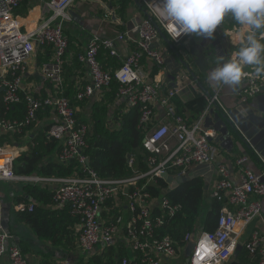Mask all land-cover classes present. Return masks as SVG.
<instances>
[{
	"label": "built area",
	"instance_id": "2783aa9c",
	"mask_svg": "<svg viewBox=\"0 0 264 264\" xmlns=\"http://www.w3.org/2000/svg\"><path fill=\"white\" fill-rule=\"evenodd\" d=\"M76 1L0 0V87L3 88V101L7 109L21 101H25L26 106L22 122L0 120V127L21 130L24 124H31L37 119L42 107H51L57 120L51 125L49 134L64 144L59 157L62 160L77 158L84 165L86 174L62 178L16 174L13 163L17 156L11 145L4 144L0 145V181L57 184L54 202L60 207L68 206L71 213L80 218L78 245L85 255L95 252L101 245L124 242L130 249L139 251L141 256L128 254L120 264H164V260L177 256V248L170 235L158 232L163 224V214L154 216L153 208L156 205L172 215L181 205L171 203L166 197L153 198L145 189L146 184L139 185L138 180L146 176L164 177V174L170 175L169 170L177 171V176H173L176 179L187 174L193 165H215L217 180L213 197L224 201V205L214 231L200 227L194 234L186 235L187 240L194 241L189 264H225L235 254L239 243L250 254L259 255V264H264V233L254 230L245 241H240L247 226L262 213L264 156L259 155L263 166L260 172L247 166V154L235 160L236 181L231 177L230 166L224 162H214L217 154L213 144L216 131L206 128L204 119L213 105L224 108L219 98L221 87L208 96V105L194 123L188 124L177 114L173 98L179 94L182 86L178 84L165 91L163 80H150L142 64L146 56L161 68L162 76L167 74L166 54L157 45L160 35L151 18L141 20L131 30L116 37L99 34L90 37L79 60L88 66L91 81L77 92L79 100L93 98L110 85L112 76L99 60L102 48L109 50L111 55H119V42L127 40L137 45L136 49L126 52L125 62L115 75L121 83L118 93L120 100H125L131 106H140V126L147 132L143 144L150 152L148 169L134 176L105 179L88 167L89 159L82 153L87 145V124L77 120L75 106L70 97L63 94L64 62L69 48L64 26L73 19L69 9ZM142 1L165 29V21L160 18L163 15L161 0ZM34 7L38 9L37 14L23 21L20 10ZM187 35L182 34L175 40L169 37L179 44ZM45 45L52 46L53 56L42 63L40 72L52 84L54 92L38 96L23 89V80L27 61L37 46ZM247 70L251 73V69ZM177 77L183 78L184 72H179ZM263 90L264 78L257 79L250 75L239 93L241 102H248ZM157 105L164 111L163 118L160 117L158 122ZM170 137L177 139L175 146L170 145ZM133 163L134 159L130 156L129 164ZM122 197L125 201H121ZM109 200L113 201L114 207L109 205ZM121 203L125 209L117 213L115 208ZM15 208L25 212L33 209V203H19ZM0 258H6L9 264H31L1 218Z\"/></svg>",
	"mask_w": 264,
	"mask_h": 264
},
{
	"label": "trees",
	"instance_id": "16d2710c",
	"mask_svg": "<svg viewBox=\"0 0 264 264\" xmlns=\"http://www.w3.org/2000/svg\"><path fill=\"white\" fill-rule=\"evenodd\" d=\"M130 4L141 11L143 17L147 18L150 15L147 7L143 4L144 8L138 0H118L119 10L114 13L123 19L120 27L124 31L128 30V23L131 20V17L128 16L130 14L127 12ZM27 13L23 16V12L20 14L23 21H27L29 18L30 13L28 15ZM153 20L157 21L154 18ZM160 27L166 38L170 39L165 29L161 25ZM160 41L169 46L173 44L171 39L168 43L166 39L160 37ZM129 45L133 50L137 48L135 43ZM170 52L179 60L183 58L173 46L170 48ZM79 55L76 54L74 58L77 64L83 63L79 60ZM125 59L121 54L111 55L109 50L102 48L99 52V60L103 68L111 74V83L109 86L104 87L99 95L82 100L77 98V92L85 84L80 86L76 84V80L70 75V71H68L70 69L66 67L64 62L63 78L65 88L63 94L69 96L72 105L75 106L77 120L87 124L88 127L86 133L87 145L82 149V153L89 159L88 167L96 172L99 177L105 179L134 176L148 169L147 159L150 152L143 144L147 132L140 126V106H131L125 100H120L118 96L121 83L115 74L124 64ZM146 59V56H144L142 64L151 78L160 70V67ZM147 64H151V66L149 65L150 68ZM178 72L179 70L173 72V74L176 76ZM200 83L204 89L206 87L205 82L201 81ZM169 88H171V84L167 83L165 91ZM205 91H203L204 94L196 96L191 102L187 103L188 109L185 108V104L182 106L179 103L178 95L173 98L177 114L181 115L188 124L197 121L208 105V101L204 96L208 94ZM214 108L220 110L222 121L227 124L234 135H237L238 132L235 127L224 115V110L218 105ZM52 113L54 111L51 107L44 106L39 110L37 119L31 124H24L21 130L17 128L4 130L0 127V145H18L20 148L19 154L13 163L16 174H36L42 177L54 178L69 177L75 174L84 176L86 174L84 165L77 158L62 160L59 157L64 144L61 140L49 134V129L53 123L46 124L37 131L34 129L40 118L44 115H52ZM25 114V101L14 104L9 109L6 108L3 101V91L0 87V120H18L22 122ZM159 119L160 117L157 118L156 122ZM32 130H34V133H30ZM25 144L26 147L23 148ZM249 155L254 156L252 152ZM130 156L134 159L133 165L129 164ZM169 174L176 177L177 171L169 170ZM10 183L21 185V189L12 195L14 207L19 203H26L27 205L33 203L32 210L21 212L15 208V213L16 217L27 224L39 239L50 242L55 248H60L65 253L80 249L78 247L81 231L80 218L73 215L68 206L60 207L55 204L54 195L57 184L45 185L43 183L21 181H11ZM137 183L139 185L146 184L145 189L150 192L153 198L166 197L171 203L181 205V208L172 215L163 212L155 205L153 215L163 214V224L158 232L161 235H170L177 248V256L164 260V264H179L180 261L187 264L186 259L192 253L190 244L194 241L187 240L186 235L188 233L194 234L201 226L206 231H214L218 225V218L224 201L213 197L210 209L202 215L207 182L200 176L177 184L168 183L165 177L154 176L150 178L146 176L140 178ZM121 201H125V198L122 197ZM108 203L111 207H114L112 200H109ZM124 209L122 203L115 208L117 213H119V210ZM19 245L25 255L31 251L29 244L21 242ZM129 252L134 256H141L139 251L130 249L124 242L118 244L107 243L98 247L95 252L89 255L84 254L83 257L77 260L74 259V256L73 258L70 256L73 261L68 259L66 260L67 263L54 254L41 252L38 264H120L121 259L130 254ZM229 260L225 264H259V256L250 254L244 246L241 250H237L234 257Z\"/></svg>",
	"mask_w": 264,
	"mask_h": 264
},
{
	"label": "crops",
	"instance_id": "0c3cea01",
	"mask_svg": "<svg viewBox=\"0 0 264 264\" xmlns=\"http://www.w3.org/2000/svg\"><path fill=\"white\" fill-rule=\"evenodd\" d=\"M105 2L106 0H77L69 9L73 19L71 22H67L64 26L69 36V48L65 56V65L68 67V69H70L68 70L70 71V75L73 76V79L76 80V84L79 86L89 83L91 81V74L86 64L76 63L77 61L74 60L75 55L81 54L85 51L88 39L94 34L113 37L112 35L116 33L113 25L118 24L120 21L112 17V21L114 23L112 25L110 21L106 20V18H108V15L105 14L106 12L104 15L102 14V11L106 10L104 4ZM24 10L25 12L29 13H31L33 10L35 14H37L38 11L37 7ZM21 13L22 11L19 12V14ZM35 14L31 13L28 19L32 18ZM133 18L139 22L143 18V15L142 13H139L138 15L131 16V19ZM239 32V27L230 16L226 17L224 21H222V24L218 26L214 36L222 35L227 37V44L229 46L227 51L223 48L220 49L221 52L224 50V56H230L232 52L238 49L240 42ZM134 36L136 37V35ZM203 39V37H197L194 34H189L185 36L179 44L173 43L171 46H169L163 41H159L157 44L162 50L165 51L166 60L167 58H170L171 62L169 61V65H171L173 68L177 63L179 64V59H177V57H175L173 53L170 52V48H172V46L176 48L179 54L182 55L183 58L186 59L190 64L191 69L197 76L198 82L200 83L202 81L206 84V87L203 89L201 87V83L198 86L191 73L185 69V71L181 69L184 72V77H177L176 79L178 84L182 86V90L179 92V94H177V97L179 98V103H181L182 106L185 104L186 109L189 108L187 103L191 102L196 96L204 94L203 91H207L205 92L208 95L204 96L208 101L207 97L212 95L216 90H218L219 87L217 86L213 88L207 81V74L211 68L215 66V58L217 56L206 59L205 56L201 54L203 51L201 46ZM127 44L129 43L119 42L118 44L120 54L125 57L127 54L126 52L130 51V48ZM52 56V46H37L36 50L27 61V72L23 80L24 90L30 91L38 96H46L54 92L52 84L46 78H44L40 72L42 63L50 60ZM149 65L151 66V64ZM150 66L148 68H150ZM165 66L167 69L166 75L162 76L160 74L162 71L160 68V70L155 73L153 77H151L152 80L155 78H161L163 80L164 90L165 85L167 83L171 84L172 81L168 76V74H170V70L168 69L167 64H165ZM199 79H201V81H199ZM243 86L244 83L236 90L222 87L219 95L220 101L224 107L223 110L232 120L235 130L238 132V136L234 135L227 124L222 121L220 110L218 111V108H214L216 105H213L210 108L209 113L204 119V126L206 128H212L216 131V137L213 140V144L217 149V154L214 162H224L230 166L231 177L235 181L237 179L235 160L241 157L242 154L249 155L250 152L254 154V156L249 155V161L247 163V166L253 171L260 172L263 168L259 155L264 156V90L254 97H251L248 102L243 103L239 97V93L241 92ZM156 112L158 117L163 118L164 111L160 105H157ZM56 120L55 113H52V115H44L38 120L37 125L42 128L44 125L50 123L52 124ZM35 127L34 129H40V127ZM30 133H34V130H32ZM168 141L171 146H175L177 143V139L175 137H170ZM11 147L16 156H18L20 151L19 146L11 145ZM25 147L26 144L23 146V148ZM207 166H210V164L195 165L194 167H191L189 171H200V173L208 172L209 170H206ZM198 176L202 177L207 182V190L210 192L209 197L213 199V190L217 180L216 170H214L213 174L208 178H206V174H199ZM6 182L10 181L0 182V218L3 220V223L7 226L13 236V239L17 243L24 242L30 245L31 251L26 255L31 260V264L39 263L41 252H48L55 255L59 254V250L55 249V247L51 245L50 242L39 239L27 224L21 222L16 217L15 207L12 204V195L18 190H10L7 192L8 185L11 183L6 184ZM254 230L264 233V198H262L261 215L251 221L240 237V241H245L248 237H250ZM129 253L131 254V252ZM234 255L231 258H233ZM0 264H9V262L6 258H0Z\"/></svg>",
	"mask_w": 264,
	"mask_h": 264
},
{
	"label": "clouds",
	"instance_id": "9594fccd",
	"mask_svg": "<svg viewBox=\"0 0 264 264\" xmlns=\"http://www.w3.org/2000/svg\"><path fill=\"white\" fill-rule=\"evenodd\" d=\"M161 10L173 40L182 34L211 39L226 17L236 22L239 47L215 58L207 74L211 87L236 90L250 75L264 78V0H161Z\"/></svg>",
	"mask_w": 264,
	"mask_h": 264
},
{
	"label": "rangeland",
	"instance_id": "374dc122",
	"mask_svg": "<svg viewBox=\"0 0 264 264\" xmlns=\"http://www.w3.org/2000/svg\"><path fill=\"white\" fill-rule=\"evenodd\" d=\"M139 2H141V4L143 5H145L146 6V4L142 1V0H138ZM105 4V8H106V10H103L102 11V14L104 15V13L105 14H107L108 15V18H106V20L107 21H110L111 23H112V25L114 24L113 23V18L112 17H114L115 19H117V20H120L119 21V23L118 24H116V25H113L114 26V29L116 30V33H114L112 36L113 37H116V36H118L119 34H122V33H125L126 31H124V30H122L121 29V27H120V24H121V20H123L120 16H118L117 14H115L114 12H117L118 10H119V5H118V0H106V2L104 3ZM144 5H143V7H144ZM25 7H27V6H25ZM147 7V6H146ZM28 8V7H27ZM145 8V7H144ZM148 9V8H147ZM20 11H22L23 12V14H22V16L24 15V14H26L27 12H25V10L22 8ZM110 12V13H109ZM127 12H128V14H130V15H128L129 17H131V16H135V15H138L139 13L141 14V11H139L138 9H136L135 8V6L133 5V4H130L129 5V7H128V10H127ZM148 12L150 13V11H149V9H148ZM32 14H35L34 12H33V10H32V12H31ZM31 13H30V15H31ZM29 13H27V15H28ZM110 15H112V16H110ZM117 15V16H116ZM107 17V16H106ZM147 18H151L152 20H153V18L155 19V20H157L155 17H153L152 15H151V13H150V15L147 17ZM134 19L135 18H133V19H131V20H129V23L130 24H133V27L138 23V21H137V23L135 24V22H134ZM143 19H146L145 17H143L141 20H143ZM140 20V21H141ZM139 21V22H140ZM69 22H71V21H69ZM153 22H154V24L157 22V24L159 25V22L158 21H154L153 20ZM128 23V24H129ZM66 24V23H65ZM156 26V25H155ZM160 26V25H159ZM132 27V28H133ZM128 28V27H127ZM131 28V29H132ZM157 28V27H156ZM130 29V30H131ZM127 31H129V29L127 30ZM167 33V32H166ZM65 34H66V36H67V38H69V36H68V33H67V31H66V28H65ZM95 35V34H94ZM160 35V34H159ZM189 35V34H188ZM219 35H221V34H219ZM93 36V35H92ZM91 36V37H92ZM169 36V35H168ZM222 36V35H221ZM161 37V36H160ZM216 38H218L217 36H215ZM222 37H225V36H222ZM170 38V37H169ZM226 39H227V37H225ZM171 39V38H170ZM170 39H168V40H170ZM172 40V39H171ZM68 41H69V39H68ZM173 41V40H172ZM122 43H134V42H130V41H127V40H124V41H121ZM173 43H175L174 41H173ZM119 44V43H118ZM129 44H127L128 46H129V48H130V51L131 50H133L131 47H130V45ZM138 44V43H137ZM176 44V43H175ZM219 45V44H218ZM220 46H221V48H222V46H223V43H221L220 44ZM137 47V46H136ZM221 48H219L217 51L216 50H214V47H212V49H211V51H212V57H216V56H219V55H223V53L221 52ZM203 51H204V48H203ZM203 51H202V53L201 54H203ZM194 52V51H193ZM228 56V55H227ZM212 57H206L205 56V58L206 59H210V58H212ZM184 59V58H183ZM147 61H149L148 59H146ZM186 60V59H185ZM187 61V60H186ZM151 62V61H150ZM188 62V61H187ZM152 63V62H151ZM165 64H166V61H165ZM145 67V66H144ZM166 67V66H165ZM146 69V68H145ZM181 69H185L186 70V68L184 67H180L179 69H177V70H179V72H183V70H181ZM167 70V69H166ZM177 70H176V72H177ZM184 70V71H185ZM147 71V70H146ZM193 71V70H192ZM148 72V71H147ZM178 72V73H179ZM189 72V71H188ZM165 73H167V71H165ZM177 73V74H178ZM190 73V72H189ZM151 79V78H150ZM154 80V79H153ZM88 84V83H87ZM86 85V84H85ZM84 85V86H85ZM83 86V87H84ZM199 86V85H198ZM218 88H220V86L218 87ZM221 89H222V87H221ZM79 90H81V89H79ZM78 90V91H79ZM37 127H40L39 125H37L35 128H37ZM40 129H41V127H40ZM36 131L38 130V129H35ZM29 133V132H28ZM1 182V181H0ZM10 182H6V184H9ZM57 188V187H56ZM55 188V189H56ZM21 189V185H19V184H16V183H11L10 185H8V188H7V192H9L10 190H20ZM209 194H210V192H209V190H206V192H205V197H204V200H203V205H202V215H204V214H206V212L210 209V206H211V203H212V199L209 197ZM211 199V200H210ZM7 227V226H6ZM55 249H59V254H57L56 256L58 257V258H60L61 260H63L65 263H67V261L66 260H71V261H73V256H74V259H79L80 257H83V253H82V251L79 249V250H74V251H71L70 253H65L64 251H62V249H60V248H55ZM85 254V253H84ZM91 254V253H90ZM55 255V254H54ZM70 256H72V258L70 257ZM30 260V259H29ZM31 261V260H30ZM230 261V260H229ZM228 261V262H229ZM179 264H185V262L183 263L182 261H180L179 262Z\"/></svg>",
	"mask_w": 264,
	"mask_h": 264
},
{
	"label": "water",
	"instance_id": "95a60500",
	"mask_svg": "<svg viewBox=\"0 0 264 264\" xmlns=\"http://www.w3.org/2000/svg\"><path fill=\"white\" fill-rule=\"evenodd\" d=\"M134 22H135V24L137 23V20L136 19H134ZM155 25H156V27H157V30H158V32H159V34H160V36H161V38L162 39H166L167 41H169L167 38H166V35H165V33H164V31L162 30V28L157 24V23H155ZM133 27V24H128V29L130 30L131 28ZM218 38H216L215 36L213 37V38H211V39H203L202 40V42H201V46H202V48H204V51H203V55L204 56H206V57H212L213 55H212V51H211V49H212V47H214V50H218L219 48H221V46L220 45H218L219 44V41L220 40H222V42H223V46H222V48L224 49V50H228V48H229V46H228V44H227V39L225 38V37H222V36H217ZM224 50H223V52H224ZM225 51V52H226ZM222 52V53H223ZM171 62V60H170V58H167V60H166V64H167V66H168V69L170 70V74H168V76H169V78L172 80L171 81V87H177L178 86V83H177V75L175 76L174 74H173V72H175L177 69H179L180 67H185L186 68V70L187 71H189L190 73H191V75L193 76V78H194V80L198 83V84H200L199 82H198V79H197V76L195 75V73L192 71V69H191V66H190V64L185 60V59H180L178 62H179V64L177 63L176 64V66L173 68L171 65H169V63ZM245 82V81H244ZM243 82V83H244ZM1 90L3 91V88H1ZM225 116H227L228 117V120L231 122V124L234 126V124L232 123V120L229 118V116L225 113L224 114ZM235 127V126H234ZM87 163H89V161H87ZM206 170H209L208 172H202V173H200V171H194V170H192V171H189L187 174H184V175H182V176H179V177H177L176 179H174L173 178V176H171V175H168V174H164V177L166 178V180L168 181V183H172V184H177V183H181V182H186V181H189V180H191V179H193V178H195V177H197L199 174H206V178H208V177H210L212 174H213V172H214V170H215V165H210V166H207L206 167ZM193 247H194V242H191V244H190V250H192L193 249ZM240 249H242V244L241 243H239V245L237 246V250H240ZM189 262H190V257H188L187 259H186V263L187 264H189Z\"/></svg>",
	"mask_w": 264,
	"mask_h": 264
},
{
	"label": "flooded vegetation",
	"instance_id": "af4514ba",
	"mask_svg": "<svg viewBox=\"0 0 264 264\" xmlns=\"http://www.w3.org/2000/svg\"><path fill=\"white\" fill-rule=\"evenodd\" d=\"M221 43H223L222 40L219 41V45H220Z\"/></svg>",
	"mask_w": 264,
	"mask_h": 264
},
{
	"label": "bare ground",
	"instance_id": "6f19581e",
	"mask_svg": "<svg viewBox=\"0 0 264 264\" xmlns=\"http://www.w3.org/2000/svg\"><path fill=\"white\" fill-rule=\"evenodd\" d=\"M11 21V19H9Z\"/></svg>",
	"mask_w": 264,
	"mask_h": 264
}]
</instances>
